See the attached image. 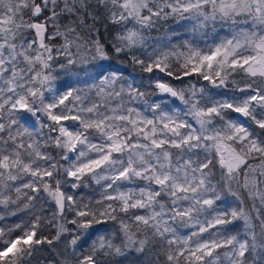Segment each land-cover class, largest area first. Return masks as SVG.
I'll return each mask as SVG.
<instances>
[{
	"label": "snow or ice",
	"instance_id": "6c2138e0",
	"mask_svg": "<svg viewBox=\"0 0 264 264\" xmlns=\"http://www.w3.org/2000/svg\"><path fill=\"white\" fill-rule=\"evenodd\" d=\"M169 19L227 32L149 45ZM45 245L52 264H264V0H0V264Z\"/></svg>",
	"mask_w": 264,
	"mask_h": 264
},
{
	"label": "trees",
	"instance_id": "16d2710c",
	"mask_svg": "<svg viewBox=\"0 0 264 264\" xmlns=\"http://www.w3.org/2000/svg\"><path fill=\"white\" fill-rule=\"evenodd\" d=\"M222 30L223 29H220L219 25H217L216 33H214L212 27L209 26L207 29L204 30L207 32V35H202L200 32L193 33V31L190 35V33L187 31L185 27V21H177L174 19H169L166 21L165 20L159 21L154 28L148 30L145 33V36L147 38V42L149 45H155L157 43H168L169 41L175 44L185 39L191 40L194 43L201 44L203 40H205L206 38H213L214 35H216L217 33L219 34ZM101 31L103 32V28H101ZM105 35H107V33H105ZM108 67L119 69L121 72H123V74L126 77H128L129 75L133 76L138 84L140 83L142 77H143V84L145 86H147L149 83L147 74L142 73L138 66L131 65L127 61L116 59L113 60L111 64L108 65ZM237 79H239V77H237ZM189 80H191L192 82L195 81L194 78L189 77L186 78L185 83H187ZM148 90L151 91V89ZM98 193H99V189L95 184H92L90 187L81 188L79 190L78 195L83 196L84 201L87 202V200L90 198H99ZM234 199L235 198L229 196L226 202L229 203L231 202L233 204ZM45 207H47V205H45ZM15 219L16 218H9L3 221L2 223L4 224L11 223ZM235 223L237 228L242 230L243 222L237 221ZM182 231L185 233L187 232L186 229H183ZM44 234L49 235V232L46 231ZM61 247L62 245L58 246L55 250H49L47 245L43 246L44 251L37 254V256L33 259L32 264H37V262H39V264H52V262L57 258L56 252H58ZM143 259H144L143 257H138L137 254H132L128 256L124 264H141V261Z\"/></svg>",
	"mask_w": 264,
	"mask_h": 264
},
{
	"label": "rangeland",
	"instance_id": "374dc122",
	"mask_svg": "<svg viewBox=\"0 0 264 264\" xmlns=\"http://www.w3.org/2000/svg\"><path fill=\"white\" fill-rule=\"evenodd\" d=\"M185 27H186V29H187V31L190 33V35H191V33H192V22H189V21H185ZM226 32H227V28H224L220 33H219V35H221V36H223V35H225L226 34ZM205 42H208V43H212L213 42V38H206L205 40H203L202 42H201V44H199L201 47H203L204 46V43ZM111 69H113V70H117V69H115V68H113V67H110ZM119 70V69H118ZM81 75V77L83 78V73H81L80 74ZM129 80H133L134 79V77L133 76H131V75H129L128 77H127ZM135 80V79H134ZM195 82V81H194ZM177 103H179L178 101H177ZM226 204H232L231 202L229 203V202H225ZM221 207H224V205H221Z\"/></svg>",
	"mask_w": 264,
	"mask_h": 264
}]
</instances>
